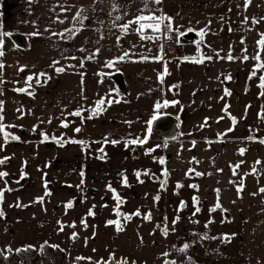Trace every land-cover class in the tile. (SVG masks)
Instances as JSON below:
<instances>
[{"label":"crops","instance_id":"1","mask_svg":"<svg viewBox=\"0 0 264 264\" xmlns=\"http://www.w3.org/2000/svg\"><path fill=\"white\" fill-rule=\"evenodd\" d=\"M3 2L11 19L4 22L6 29L25 34L28 49L43 36L41 58L46 63L37 62L34 68V62L18 63L26 44L16 46L0 35V81L12 85L0 87V123L9 134L5 142L0 133V172L23 181L11 191L0 177V221H83L108 228L112 220L124 232L140 228L146 234L150 226L164 232L177 219L172 211L178 210L193 209L200 218L208 214L245 220V173L264 145V68H255L264 64V46L258 45L264 38V0ZM46 10L51 17L59 15L60 33L48 25ZM78 12L82 23L75 18ZM140 15L165 17L159 32L145 27L143 36L151 38L144 39L139 23L121 31L120 25ZM25 21L32 24L27 28ZM169 32L193 38L175 61L163 57ZM125 53V59H117ZM116 72L123 89L112 78ZM40 73L47 75L43 84L27 80ZM18 88H29L32 94ZM102 98L119 102L106 103L92 117ZM76 110L81 116L72 115ZM162 113L175 117V139L149 131V121ZM136 139L144 142L127 144ZM137 172L142 174L137 177ZM191 182L196 187L190 189ZM178 191L182 196H176ZM128 214L131 219L125 218Z\"/></svg>","mask_w":264,"mask_h":264},{"label":"rangeland","instance_id":"2","mask_svg":"<svg viewBox=\"0 0 264 264\" xmlns=\"http://www.w3.org/2000/svg\"><path fill=\"white\" fill-rule=\"evenodd\" d=\"M8 4L10 9L11 3ZM5 6L3 0H0V35H7L16 46L19 44L16 43L14 35H22V44L29 45L25 34L14 32L12 36L13 32L4 26V22L9 24L11 20ZM46 13L50 15L48 25L60 33L59 27H56L59 24V15H53L54 18L48 10ZM25 24L28 28L32 21H25ZM43 41L41 36L34 40L32 44L34 47L31 45V49L24 46L22 49L26 51L23 53L24 57L18 56L17 62L21 64L34 62L30 64L33 68L37 66V62L46 63V60L41 58L42 50L45 48L42 46ZM184 46L183 43V50ZM52 55L57 56V61H60L58 53L52 52ZM11 86L5 81H0L1 88ZM255 133L253 134L255 137H262L257 134L258 132ZM151 135L149 133V137ZM263 148L264 145H261L256 150L254 162L249 165L245 173L247 177L243 181L245 192L242 205L247 215L244 221L234 217L228 219L224 215L206 214L200 218L193 209H188L186 212L175 211V204L172 206L175 213L172 211L171 214L177 215V219L165 226L166 233L155 230L152 226L145 234V231L140 228H133L126 232L117 230L116 224L109 225L107 228L98 224L90 227L83 222L78 224L61 221L18 223L2 220L0 221V252L3 255L0 258V264H53L49 255L46 256L39 247L44 242L57 246L63 251V254L50 253L51 256L58 258L56 264H103L108 258L113 259L115 264H122L123 261H127L128 264H164L166 260L174 261L175 264H189V259H193L197 264H264V191H261L264 189ZM16 181H21L23 184L22 180ZM193 183H190V189ZM176 196L180 197L182 193L178 191ZM73 233L76 234L75 238ZM225 234L229 239L225 240ZM185 244L188 245L187 249L180 251ZM25 245L35 248V251L30 253V260H27L26 256L20 257L15 253L9 259L4 257L9 246L12 251H15L16 248ZM76 258H83L85 261L79 263Z\"/></svg>","mask_w":264,"mask_h":264},{"label":"snow or ice","instance_id":"3","mask_svg":"<svg viewBox=\"0 0 264 264\" xmlns=\"http://www.w3.org/2000/svg\"><path fill=\"white\" fill-rule=\"evenodd\" d=\"M156 2L158 3L159 0H156ZM247 2H250V0H246V3H247ZM75 18H76V19H79L81 23H82V21H83V19H84V17L82 16V14H81L80 12H78V13L76 14V17H75ZM119 19H120V17L117 16V17H116V20H119ZM164 19H165V17H156V16H154V15H148V16L140 15V16H137V17L135 18L134 21H130L129 23H126V24L120 25L119 27L121 28V31L126 32V31L128 30V28H129V26H130L131 23H139V24H140V28H138L137 31L142 33V38L147 39V38H151V37L143 36V30L145 29V27L150 28V29H152L153 31L159 32V30H160V27H159V26H160V24L163 22ZM167 19H168L169 21L171 20V18H167ZM253 19H254V22H258V21L255 20V18H253ZM145 21H148V22H150V23H147V25H145V23H144ZM167 28H168L169 31H171V24L167 25ZM66 31H67V30H66ZM74 34H75L74 32H70V33H69L70 36H71V35H74ZM60 35H62V34H60ZM258 45H260V46H264V38H262L260 41H258ZM0 54H2V53H0ZM126 56H128V53H125L123 56H120V57H118L117 59H118V60H123V59H125ZM227 58H228L229 60L233 59V57H232L230 54H229V56H228ZM144 59H147V58L144 57ZM157 59H159V57H157ZM208 59H211V58L209 57ZM243 59L246 60V59H248V57H247V56H244ZM254 59L259 60V59H260L259 55H257L256 57H254ZM197 62H203V61L200 60V61H197ZM54 63H56V62H54ZM111 63H112V62H109V66H111ZM0 67H3V65H0ZM255 68H264V64H258V65L255 66ZM21 70H23V69H21ZM56 70H57V71H63L62 68H57ZM166 70H167V69H165V71H166ZM255 74H256V73H255V70H254L253 73H252V75L254 76ZM40 77H43V78L47 79V75H46L45 73H40V74H36V76H29V77L27 78V80H28V81H31V80L35 79L36 83H37V84H40V83H41V79H40ZM229 78H230V77H229ZM260 80H261V85H260V86H261V87H264V76H261V77H260ZM15 91H18V92H27L29 95L32 94L31 92H29L28 88H18V89H15ZM225 94H226V95H230V93L228 92L227 89L225 90ZM262 94H264V93H262ZM113 102H119V101H112V100L105 101V99H103V98H102L101 100L97 101V102H96V106H95V108H93V109L91 110V111H92V117H94V116L98 115L99 113L103 112V111H104V107H103V106H104L106 103H107L108 105H110V104L113 103ZM167 103H168V102L165 101V104H167ZM156 107L159 108L160 105L157 104ZM0 108H2V102H0ZM225 110H226V109H225ZM18 111H19V110H18ZM81 114H82V113H81L80 110H76L74 113H72V115H76V116H81ZM92 117H89V118H92ZM2 119H3V117H2V115H0V121H2ZM152 119L155 120V119H157V117H156V116H153ZM233 120H235V118H233ZM206 121H207V118H206ZM49 122H50V121H49ZM149 124H151V121H149ZM62 126H63V127H67L68 124H67L66 122H62ZM75 131H76V132H79L80 129H79V128H76ZM149 131H150V129H149ZM228 131H231V129H229ZM0 133L3 134L4 139H5V142H7V140L9 139V134H8V132L5 130V125H4L3 123H0ZM43 135H44V139L47 140V139H48L47 135H46V134H43ZM11 138H12V139H18L17 137H11ZM52 139L57 140L56 137H53ZM57 142L59 143L60 140H57ZM73 142H76V141H73ZM107 142H108V141H107V139H106V140H105V143H107ZM143 142H144V141H142V140H140V139H136V140L128 141L127 144H137V143H143ZM262 142H264V141H262ZM79 143L84 144L85 142L80 141ZM111 143L115 144V143H118V141H111ZM126 146H127V145H126ZM100 151L102 152L103 149H100ZM243 152H244V149H240V153L243 154ZM2 162H3V161H0V163H2ZM159 162H160L161 164H163V163H164V160H163L162 158H160V159H159ZM257 163H259V161H258ZM235 167H239V165H236ZM191 171H193V170H190V172H191ZM254 171H255V170H254ZM141 174H142V173H140V172H137V173H136L137 177H139ZM143 174H144V175H147V173H143ZM196 174H197V175H202L201 173H196ZM7 175H8V173L0 172V177H5V176H7ZM81 175H83V173H82ZM163 175H164V176H167V172H166V170L164 171ZM141 182H142V181H141ZM125 183H126V180H125ZM165 183H166V181H163V182L161 183V187H164V184H165ZM109 187H110V185H109ZM191 187H196V186H195V185H191ZM239 190H240V189L238 188V191H239ZM217 191H219V190H217ZM261 191H264V189H261ZM155 199L158 200L159 197H156ZM38 200H42V198H38ZM193 200H194V202H195V201H196V198L194 197ZM181 205L183 206V202H181ZM67 207H68V208H71V207H72V203L69 202V203L67 204ZM216 207H217V208L220 207L219 203H217ZM197 211H199V208H197ZM210 211H215V208L210 209ZM117 212H118V209H117ZM89 214H93V213L90 212ZM3 215H4V213H3L2 211H0V216H3ZM135 215H140L139 210H137V212L135 213ZM131 217H132V214H128L125 218H126V219H131ZM146 218H147V219H151L150 214H149ZM82 222H83V221H82ZM107 223H108V224H117V230H120L118 221H112V220H109ZM73 226H74V225H73ZM85 226H86V224H85ZM164 231H165V233H166V232H167V229H165ZM75 236H76V234L73 233V238H75ZM227 239H229V237L227 236V234H225V240H227ZM33 247H34V246H27V248H25V249H17L16 251H17V252H19V251H27V250H29V249H31V248H33ZM44 247H45V246L42 245V246H41V250H43ZM52 247H57V246H52ZM187 247H188V245L185 244V245L183 246V248L180 249V251H184L185 249H187ZM8 251L11 252L10 246H9V248H8ZM78 259H79V258H78ZM122 264H128V262H127V261H123Z\"/></svg>","mask_w":264,"mask_h":264},{"label":"water","instance_id":"4","mask_svg":"<svg viewBox=\"0 0 264 264\" xmlns=\"http://www.w3.org/2000/svg\"><path fill=\"white\" fill-rule=\"evenodd\" d=\"M15 39L18 43L21 42V37L15 35ZM188 33H183L181 36V40L183 42H190L193 40L192 37H189ZM121 75L119 73H115L112 75V78L116 81L119 88L123 89V82L121 81ZM157 119L151 121L150 129L152 132L158 133L162 138L166 140L175 139L177 136L176 130V119L171 114L162 113L156 116ZM8 189L13 190L19 187L22 182L21 181H13L8 176L3 177Z\"/></svg>","mask_w":264,"mask_h":264},{"label":"trees","instance_id":"5","mask_svg":"<svg viewBox=\"0 0 264 264\" xmlns=\"http://www.w3.org/2000/svg\"><path fill=\"white\" fill-rule=\"evenodd\" d=\"M11 35H13V34H11ZM28 47V45H26L25 46V48H27ZM40 79H41V83H43L44 82V79H43V77H40ZM42 245H44L45 247L43 248V250H41L46 256L47 255H49V258L53 261V264H56V262H57V260H58V258L57 257H54V256H51L50 255V253H52V252H59L60 254H63V251L62 250H60L58 247H52L51 245H49V244H47V243H42L39 247H40V249H41V246ZM27 246H29V245H25V246H22V247H18V248H16L15 249V251H12L11 250V252H9L8 251V249H6V254H5V258L6 259H9L14 253L15 254H17L18 256H20V257H22V256H26L27 258V260H30V253H33L34 251H35V248L33 247V248H31V249H29V250H27V251H19V252H17L16 250L17 249H25V248H27ZM2 253L0 252V258L2 257ZM76 261H78L79 263H82V262H84L85 261V259H83V258H76ZM188 262H189V264H197L193 259H189L188 260ZM98 264H102V263H98ZM103 264H115L114 263V261H113V259H111V258H108L107 260H106V262L105 263H103ZM164 264H175L174 263V261H170V260H166L165 261V263Z\"/></svg>","mask_w":264,"mask_h":264},{"label":"built area","instance_id":"6","mask_svg":"<svg viewBox=\"0 0 264 264\" xmlns=\"http://www.w3.org/2000/svg\"><path fill=\"white\" fill-rule=\"evenodd\" d=\"M163 41V57L169 61L178 60L183 53L181 33H166Z\"/></svg>","mask_w":264,"mask_h":264}]
</instances>
